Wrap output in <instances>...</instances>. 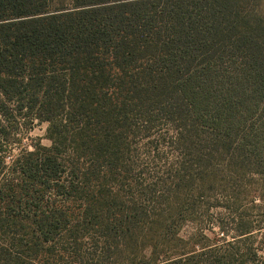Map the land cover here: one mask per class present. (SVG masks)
<instances>
[{"label":"trees","instance_id":"1","mask_svg":"<svg viewBox=\"0 0 264 264\" xmlns=\"http://www.w3.org/2000/svg\"><path fill=\"white\" fill-rule=\"evenodd\" d=\"M35 121L51 146L7 163ZM197 208L226 211L230 240L183 236ZM261 248L264 0H0V264H264Z\"/></svg>","mask_w":264,"mask_h":264},{"label":"rangeland","instance_id":"2","mask_svg":"<svg viewBox=\"0 0 264 264\" xmlns=\"http://www.w3.org/2000/svg\"><path fill=\"white\" fill-rule=\"evenodd\" d=\"M47 129L48 124L45 122H38L35 121L33 124L29 125L27 124L26 127L21 128L19 131H15L13 128L11 129L10 133V140L11 144H5L3 145V150L6 151L5 156L7 157L6 161L9 163L10 159L13 157H16L22 150H28L33 151L34 147L41 146V147H50L51 141L48 139L47 136ZM220 203H222L220 201ZM256 203H259V201H256ZM223 205V204H222ZM197 211L201 212V223L196 224H184L182 227V235L183 236H191L193 233H195L192 229H198L201 228V233H197L198 239L200 241V245H210L214 244L216 242L222 243L226 240H230V237H223L221 232L216 228L215 225H213V221L217 219L218 217H221L222 219H226L228 221H231L228 219V216L226 215V211H223L221 215H219L218 210L215 211L214 209H200L197 208ZM249 213V212H248ZM251 216H256L255 212L250 213ZM200 231V230H199ZM205 237V238H204ZM260 235L257 239H255V243L261 241ZM256 244L255 247H256ZM199 246L196 248L198 249ZM189 249H192L189 248ZM261 254H264V249L261 248Z\"/></svg>","mask_w":264,"mask_h":264}]
</instances>
